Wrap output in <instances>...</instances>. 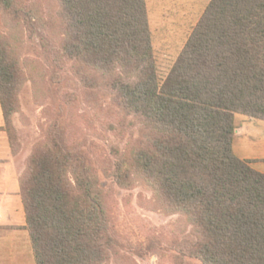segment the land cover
Segmentation results:
<instances>
[{
  "label": "trees",
  "instance_id": "obj_1",
  "mask_svg": "<svg viewBox=\"0 0 264 264\" xmlns=\"http://www.w3.org/2000/svg\"><path fill=\"white\" fill-rule=\"evenodd\" d=\"M59 1L66 36L61 56L118 68L106 87L123 109L157 130L117 165V180L134 172L168 209L200 226L195 255L203 264H264V174L232 149L235 114L264 120V0H209L163 80L145 0ZM0 5L14 17L21 11L14 0ZM21 15L33 23L30 11ZM17 72L0 41V105L9 142ZM101 193L97 172L54 124L21 174L35 264L105 260L112 238Z\"/></svg>",
  "mask_w": 264,
  "mask_h": 264
},
{
  "label": "rangeland",
  "instance_id": "obj_2",
  "mask_svg": "<svg viewBox=\"0 0 264 264\" xmlns=\"http://www.w3.org/2000/svg\"><path fill=\"white\" fill-rule=\"evenodd\" d=\"M145 2L153 58L163 80L209 0ZM14 3L21 10L18 17L0 5V41L17 62L9 143L22 176L31 154L48 141L56 124L66 144L97 172L102 187L112 241L100 264H203L195 255L200 226L168 209L134 172L124 182L115 176L117 165L157 132L123 109L106 87L120 70L61 56L66 36L59 0ZM22 11L33 15L31 25Z\"/></svg>",
  "mask_w": 264,
  "mask_h": 264
},
{
  "label": "crops",
  "instance_id": "obj_3",
  "mask_svg": "<svg viewBox=\"0 0 264 264\" xmlns=\"http://www.w3.org/2000/svg\"><path fill=\"white\" fill-rule=\"evenodd\" d=\"M3 125L0 105V264H35L24 228L21 167L14 159ZM234 125L233 153L264 174V120L235 114Z\"/></svg>",
  "mask_w": 264,
  "mask_h": 264
}]
</instances>
